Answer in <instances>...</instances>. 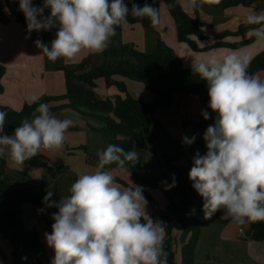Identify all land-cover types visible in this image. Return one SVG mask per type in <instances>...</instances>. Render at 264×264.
<instances>
[{
  "label": "clouds",
  "instance_id": "1",
  "mask_svg": "<svg viewBox=\"0 0 264 264\" xmlns=\"http://www.w3.org/2000/svg\"><path fill=\"white\" fill-rule=\"evenodd\" d=\"M205 2L187 0L191 8ZM44 8L50 9V15H42ZM44 8L34 7L32 0H19L29 33L58 28L50 47L35 42L51 62L75 58L84 50L103 52L129 14L148 17L153 27L160 23L157 8L133 4L130 13L124 0H44ZM246 22L261 25L254 34L264 41V13H251ZM250 63V57L233 52L191 66L207 82L208 107L216 113L215 122L203 135L207 152L196 153L189 172L194 189L203 198L205 220L223 210L240 225L264 221V79L249 74ZM37 99L33 96L31 102ZM36 113L31 121L24 119L12 135H0V158L7 156L23 165L44 150L63 148L75 122L57 118L44 103ZM202 115L205 120L210 118L208 111ZM6 116L0 111V133ZM194 141L195 136L183 138L188 145ZM97 156L95 171L79 175L68 195L58 202L51 201L52 191L44 197L48 207L58 209L52 215L51 234L45 233L55 253L51 264H167L165 228L162 221L147 214L143 187L130 180V186L122 188L116 170L106 169L113 164L125 169L126 162L139 160L138 152L110 144ZM175 186L173 176L167 188Z\"/></svg>",
  "mask_w": 264,
  "mask_h": 264
},
{
  "label": "crops",
  "instance_id": "2",
  "mask_svg": "<svg viewBox=\"0 0 264 264\" xmlns=\"http://www.w3.org/2000/svg\"><path fill=\"white\" fill-rule=\"evenodd\" d=\"M184 9L190 14H194L193 8L184 5L183 0H179ZM4 5V13L9 19V23H0V64L6 67V73L2 78L4 92L0 94V105L10 106L15 110H21L26 103H31V98L36 96H58L65 93V76L63 71L58 70L62 66H76L82 60L93 57L95 62H100V53H91L87 50L81 52L72 59L59 58L56 62H51L42 54V50L36 47L35 42L41 41L50 47L51 41L55 38L58 28L51 30H41L34 35L27 30V21L23 12L24 23H18L14 15L15 7L19 3L15 0H0ZM9 7L7 8V5ZM215 2H206L199 7L201 15V28L206 32L208 39L199 41L191 37L198 47L203 49L218 42V38L227 31H236L238 27L246 23L247 16L254 13L255 8L244 7L242 5L216 11L213 8ZM38 8H43L39 6ZM47 9L44 8V11ZM264 10V7L262 8ZM50 15V12L46 15ZM160 25L154 29L144 28L140 22L129 24L122 23L116 28V34L111 38L110 45L106 48H118L130 45L135 50L143 53H151L158 40L164 41L171 47L176 55L183 59V66L190 68L192 63L207 60L208 58L222 59L229 52V48H216L206 52H194L185 43H179L176 36L174 21L170 17L165 5L160 6ZM45 16V17H46ZM254 31L248 30L239 36L226 37L224 42L239 43L248 40ZM256 40L253 46H258V53L264 51V41ZM105 49V50H106ZM258 53H253L248 57L253 58ZM186 62V63H185ZM264 79V72L257 74ZM117 80H122L116 78ZM128 93L141 101L150 102L152 95L146 91L140 83L124 80ZM99 99L114 100L118 96L125 98V94L120 93L115 86L107 87L103 79L96 82L94 89ZM174 105L167 110L156 109L154 116L162 124L166 132L174 139L182 143L186 153L189 151L206 154V142L203 135L206 131L205 124L214 123L216 113L208 107L209 97L195 94L182 95L175 94ZM208 111L210 118L205 120L202 112ZM55 115L59 119H71L75 126L67 131V139L62 149L42 153L24 162L23 165L11 160L7 156L3 159L5 167L3 170L8 174L12 184L22 188H31L36 195L53 192L56 198H62L69 194L71 185L79 175L94 172L97 163V153L108 146L101 134L90 129V126L101 129L103 123L97 119H81L64 111ZM153 146L146 151L135 148L139 154V161L144 170L138 172V179L126 162L125 169H118L115 164L106 166V169H115L116 179H120L130 185V180L137 185V180L146 186L154 187L157 182L163 185H170L173 176L176 180V206L180 208L187 194L186 174L176 167L185 165L184 159L168 165L163 161V156H175L174 147L166 134L158 127L151 130ZM195 136V141L188 145L183 143V138L191 139ZM119 184V183H118ZM121 185V184H120ZM122 188H125L121 185ZM151 197L155 203L165 210L168 202L159 189H152ZM58 202V201H56ZM146 212L154 220L155 206L147 201ZM57 211L34 205H24L22 221L27 229L35 228L40 233L44 249L49 258H54V249L48 246L45 233L51 234V226L41 223L42 220H53L52 215ZM173 222H177L179 215L176 211L168 213ZM227 220V223H223ZM246 232L249 225L235 223L231 217L218 211L210 220H205L195 253L194 264H208V258L217 264H264V242L247 241L239 235V230ZM22 230L0 235V243L5 249L8 260L4 264H12L10 253L18 251L30 255L29 242ZM181 229L176 226L173 236L178 239ZM179 263V253L176 255Z\"/></svg>",
  "mask_w": 264,
  "mask_h": 264
},
{
  "label": "trees",
  "instance_id": "3",
  "mask_svg": "<svg viewBox=\"0 0 264 264\" xmlns=\"http://www.w3.org/2000/svg\"><path fill=\"white\" fill-rule=\"evenodd\" d=\"M19 3V0H15ZM126 4L131 13L133 4L143 7L148 4L157 8L160 15L161 4L165 5L170 17L174 21L177 41L185 43L194 52H206L216 48L238 49L258 40L255 34L239 43L224 42L225 37H235L242 33L257 29L261 25L241 24L236 31H227L218 38V42L206 48H199L197 43L191 39L195 37L199 41L208 39L206 32L201 28V15L198 8H193L194 14L190 15L179 0H128ZM257 0H222L218 7L227 9L236 6L253 7ZM40 0H32L34 7L40 6ZM4 5L0 3V23L7 25L9 19L5 15ZM50 12L48 8L43 12L46 16ZM14 15L18 23H24V17L15 7ZM41 17H38L40 19ZM127 23L135 24L140 22L144 28L154 29L148 17H136L129 14ZM36 32H31L34 35ZM58 70L63 71L65 76V93L58 96H43L35 102L26 103L21 110H15L10 106L0 105V111L7 113L5 118L4 131L2 134L12 135L16 127L20 126L24 119L31 121L40 104H48L52 114L67 111L81 119H97L103 123L101 129L90 126V129L103 136L107 145L115 144L131 151L138 149L146 151L153 146L151 129L160 128L170 139L174 147L175 156H163V161L174 166V163L184 159L185 165L176 167L186 174L187 194L182 206H176L175 187L168 189L166 185L157 182L156 186H146L137 180V185L143 187V195L146 200L155 206L154 217L163 222L165 228L164 249L167 252V264H194L196 248L198 246L203 224V198L193 187V181L189 179V172L194 166V156L197 152L186 153L182 143L172 138L164 129L162 124L155 118L156 109H170L175 102V94L199 95L208 97V85L198 74L192 72V67L185 68L183 61L174 50L161 39L158 40L155 49L151 53H143L135 50L130 45L118 48H108L100 54V62H95L93 57L82 60L76 66H62ZM249 74L257 75L264 72V51H261L253 58L248 68ZM6 73V67L0 64V94L4 92L2 78ZM120 78L122 80H117ZM103 79L107 87L115 86L125 98L118 96L116 99H99L95 93L96 82ZM124 80H131L144 86L147 92L152 95L150 102L141 101L132 97L127 90ZM129 167L138 179V172L144 170L141 162H128ZM5 161L0 158V235L22 230L29 242L30 255L34 257L37 264H51L40 233L35 228L27 229L22 221L24 205H34L58 211L56 207H48L44 202L47 194L36 195L31 188H22L12 184L10 177L3 170ZM117 183L125 188L130 185L116 179ZM152 189H159L166 198L168 205L162 210L150 195ZM61 198L51 197V201H59ZM194 210V211H193ZM170 211H176L179 215L178 221L173 222ZM216 213L214 214V216ZM213 216V217H214ZM227 223V220H223ZM44 225L52 226L54 220H42ZM249 229L243 238L252 242H264V221L247 222ZM178 226L181 234L178 239L173 236L174 228ZM179 253L180 261L177 263L176 255ZM55 255V253H54ZM12 264H28V256L22 252L13 251L10 253ZM8 260V255L0 243V264ZM208 264H217L208 258Z\"/></svg>",
  "mask_w": 264,
  "mask_h": 264
},
{
  "label": "rangeland",
  "instance_id": "4",
  "mask_svg": "<svg viewBox=\"0 0 264 264\" xmlns=\"http://www.w3.org/2000/svg\"><path fill=\"white\" fill-rule=\"evenodd\" d=\"M221 1H222V0H219V3H220ZM257 1H259V2H256V3H255V6H256V7H255V11H254V13H256V14L264 13V10H262V8L264 7V0H257ZM186 2H187V0H183L184 5L187 6ZM212 3H213V2H212ZM219 3L214 4V5H213V8H214L216 11H222V10H225V9H221L220 7H218ZM6 5H7V8H8L9 5H8V4H6ZM187 7H188V6H187ZM231 8H232V7H231ZM227 9H230V8H227ZM230 37H232V36H230ZM224 39H226V37L223 38V39H221V40L224 41ZM254 42H256V41H254ZM254 42H253V43H250V44H248V45H246V46L240 47V48H238V49H229V50H226V51L229 52L228 54H231V53L235 52V53H237V54L240 55V56H250V55H253V53H258V46H259V43H258L257 45H255V47H254V46H253ZM261 42H262V41H261ZM262 43H263V42H262ZM183 59H185V58L183 57ZM183 59H182V60H183ZM185 63H186V62H185ZM186 65H187V63H186L184 66H186ZM20 232L23 234L22 231H20ZM29 258H30V256H29L28 259H27L28 264H29Z\"/></svg>",
  "mask_w": 264,
  "mask_h": 264
},
{
  "label": "built area",
  "instance_id": "5",
  "mask_svg": "<svg viewBox=\"0 0 264 264\" xmlns=\"http://www.w3.org/2000/svg\"><path fill=\"white\" fill-rule=\"evenodd\" d=\"M124 3L125 4H128L129 3V1L128 0H124ZM40 6H42L43 8H44V0H40ZM45 9H48V8H45ZM212 123H207V124H205V127L207 128L209 125H211ZM239 235L241 236V237H243L244 235H245V232L242 230V229H240L239 230ZM29 264H37V261H36V259L34 258V257H32V256H30V258H29Z\"/></svg>",
  "mask_w": 264,
  "mask_h": 264
},
{
  "label": "water",
  "instance_id": "6",
  "mask_svg": "<svg viewBox=\"0 0 264 264\" xmlns=\"http://www.w3.org/2000/svg\"><path fill=\"white\" fill-rule=\"evenodd\" d=\"M257 2H259V1H257Z\"/></svg>",
  "mask_w": 264,
  "mask_h": 264
}]
</instances>
